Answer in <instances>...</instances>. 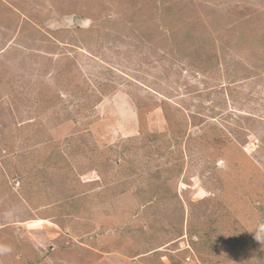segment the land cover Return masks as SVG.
<instances>
[{
	"label": "rangeland",
	"instance_id": "rangeland-1",
	"mask_svg": "<svg viewBox=\"0 0 264 264\" xmlns=\"http://www.w3.org/2000/svg\"><path fill=\"white\" fill-rule=\"evenodd\" d=\"M0 245L264 264V0H0Z\"/></svg>",
	"mask_w": 264,
	"mask_h": 264
},
{
	"label": "clouds",
	"instance_id": "clouds-1",
	"mask_svg": "<svg viewBox=\"0 0 264 264\" xmlns=\"http://www.w3.org/2000/svg\"><path fill=\"white\" fill-rule=\"evenodd\" d=\"M12 252V248L10 246L0 245V255L10 254Z\"/></svg>",
	"mask_w": 264,
	"mask_h": 264
},
{
	"label": "water",
	"instance_id": "water-1",
	"mask_svg": "<svg viewBox=\"0 0 264 264\" xmlns=\"http://www.w3.org/2000/svg\"><path fill=\"white\" fill-rule=\"evenodd\" d=\"M77 21H80V19L77 18Z\"/></svg>",
	"mask_w": 264,
	"mask_h": 264
}]
</instances>
